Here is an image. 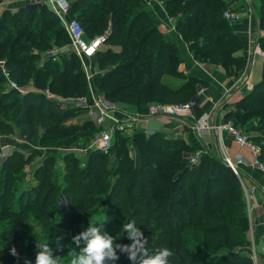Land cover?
<instances>
[{
    "label": "trees",
    "instance_id": "1",
    "mask_svg": "<svg viewBox=\"0 0 264 264\" xmlns=\"http://www.w3.org/2000/svg\"><path fill=\"white\" fill-rule=\"evenodd\" d=\"M99 1L75 0L69 8V14L73 15L72 18L80 20L78 21L86 38L101 34L110 17L117 30L112 32L107 40L124 41L123 55L129 57V64L124 65L119 72L104 74L98 89L109 97L111 89L101 90L103 85L111 83L112 79L122 74H127L129 80L123 87L130 91L127 98L129 103L140 105L147 101L191 100L196 94L197 83L201 81L198 78L185 75L189 78L174 87L161 84L158 80V73L161 72L177 77L183 75V72L178 70L181 57L177 46L162 37L155 28L153 14L145 1L110 0L108 4ZM162 5L169 17L173 18L179 13L184 15L178 16L175 26L185 39L208 30L204 42L189 47L195 59L220 63L226 69L234 68L235 72L241 68L242 57L233 54L241 48V41L233 33L231 23L223 17L227 2L163 0ZM81 7L83 10L75 14V10ZM82 11L88 14L82 15ZM126 12L131 13L130 18L124 16L123 13ZM16 15L29 20L38 18L37 20L45 23L54 18L63 33L62 39L68 40L58 19L46 6L40 9L33 7L28 13L19 10ZM123 19H127V22L122 21ZM259 21L263 29L264 23L260 17ZM145 24L149 26L146 27ZM222 36L229 37L230 41L221 44L219 38ZM16 41L18 37L8 41L6 45L0 44V54L5 56L9 53L5 61L8 74L20 83L25 79L23 69L26 64L23 58L12 53L24 47V44H18ZM258 42L264 50V36L259 37ZM130 43L132 49L128 47ZM105 56L110 55L105 53ZM72 81L71 79L69 82ZM237 104L243 107L244 111L226 112L223 119L232 121L246 134L252 133L248 138L260 146L259 158L264 163V66L260 81L255 83ZM8 111L14 113L13 122L6 114ZM75 112V108H62L40 93L20 94L12 87L0 95V132L12 133L17 130L20 138L30 144H38L48 141L46 139L67 138L77 133L95 131L94 123L90 120L59 127L54 123L55 119L72 116ZM1 113L4 116H1ZM255 120L258 121L257 124L253 123ZM40 129L45 132L44 138L40 137ZM174 136L171 138L159 132L146 135L141 131H116L109 152L94 150L88 160L89 169L71 176L68 193L83 206L97 202L91 195L98 191L99 201L109 204L113 211L110 216L112 220L136 222L148 240L149 254L162 247L173 251L170 264H209L204 255L200 256L205 252L212 255L211 264H253L246 251V246L249 245L246 232L249 224L244 192L237 178L239 175L212 154H202L196 163L188 164L184 158L185 154L194 148L189 146L181 135ZM133 149L138 151L137 158L130 155ZM21 163L22 161L10 160L5 164L2 183L10 184ZM27 203L22 206L19 202L17 206L25 208ZM235 203L237 206H233ZM238 207L242 210L240 215H236L234 210ZM19 211L12 210L13 214H21L23 209L20 208ZM72 215L62 218L67 231L72 225ZM213 220L222 222L215 224ZM96 223L99 227L100 222ZM102 223H106L103 229L115 238L116 244L132 243L126 233L121 231L122 228L119 231L116 228L114 232L112 224L107 221ZM75 227L80 233L78 224ZM230 243L243 245L245 250L212 254L213 249L224 248ZM190 244L191 246L187 247ZM117 255L119 259L114 264H130L126 254L121 253L119 249Z\"/></svg>",
    "mask_w": 264,
    "mask_h": 264
},
{
    "label": "rangeland",
    "instance_id": "2",
    "mask_svg": "<svg viewBox=\"0 0 264 264\" xmlns=\"http://www.w3.org/2000/svg\"><path fill=\"white\" fill-rule=\"evenodd\" d=\"M58 1L65 9L61 14L62 19L53 11L50 0H0V44L4 43L6 45L11 39L18 37L16 43H22L24 47L12 53L23 58L26 64L23 69L25 79L17 83L9 76V70L5 63L9 57V53H6L5 56L0 54V74L2 75V78H0V95L13 87L20 94L25 92L40 93L62 108H75L76 112L72 116L54 120V123L58 127L80 124L88 120V114L92 110L93 101L97 99V96L105 97L120 108H128L130 105L127 98L130 91L123 87L124 83H127L129 80L127 74H122L112 79L111 83L103 85V89L101 90L106 91L111 89L109 97H106L104 91L98 89V85L102 82L104 74H109L112 71L119 72L124 65L129 64V57L123 55L125 49L124 41L107 40L109 35L117 30L110 17L107 27L102 32L107 34L105 42L94 57L84 60L83 63L69 47L68 40L62 39L64 37L63 33L60 31L58 23L54 18L50 19V22L45 23L37 20L38 18L29 20L16 15L19 10L28 13L33 7L40 9L46 6L53 12L64 29L62 20L65 22L72 19L79 20L78 18H72L73 15L70 16L69 14V8L75 0ZM151 1L154 5L158 6L157 9L154 7H149V9L153 14L154 26L162 34V37L172 42L174 37H180L188 48L191 45H200L205 41V35L208 34V30H204L198 36L185 39L175 26L178 16L183 17L184 15L179 13L175 17L173 16L170 22L167 20L169 16L162 5L163 0ZM224 1L227 2L228 8L232 7V0ZM251 1H253L252 4ZM99 2L108 4L110 0H100ZM249 3L252 5V8L254 6L257 16L264 23V0H250ZM249 3L247 4L249 5ZM82 7L84 8V6ZM82 7L75 10V14L80 12L79 10H83ZM161 10L164 11L162 15H159L158 11ZM83 14L86 16L88 12L82 11ZM123 14L127 18L131 16V13L126 12ZM122 21L127 22V19H123ZM145 26L147 27L149 24H145ZM219 40L221 44L225 41H230L227 36H222ZM62 47H64V51L61 49ZM128 47L132 49L131 43ZM105 53H109L110 56L106 57ZM133 70L134 68L131 71ZM179 71L183 72L182 70ZM158 74V80L161 84H172V87L184 83L189 78L185 76L184 72L183 75L178 77L169 75L166 72ZM71 79L73 81L69 82ZM12 82L15 83V86L12 85ZM239 99L227 104L225 106L226 112H243V107L237 104ZM6 114L13 122V111H8ZM1 116L4 115L1 113ZM93 123L95 131L77 133L67 138L46 139L48 141H44L43 143L38 142V144H30L28 142L27 145L24 143L21 146H15L17 137L20 138L17 130H14L12 133L0 132V264H25L26 261L35 264L36 241L49 242V246L53 249V255L61 256L63 264H70L72 255L70 250L76 248L72 242V237L79 234L77 232L78 229L75 227L76 224H78L81 232L87 229L89 223H102L103 221H107L110 225L112 224L114 232L116 228L118 231L122 228L124 221H114L110 218L113 211L109 207V204L99 201L98 196L100 193L98 191L91 195V198H94L97 202L93 205L83 206L79 205L71 194L68 193L71 176L89 169L87 167L88 160L90 154L95 150L92 146H89V143L101 129L108 126V122H104V124ZM253 123L257 124L258 121L255 120ZM45 136V132L40 129V137L44 138ZM168 136L171 138L175 137L174 134H168ZM217 152L212 155L218 157L223 162L219 146ZM202 154L194 149L186 153L184 158L188 164H193L199 160ZM130 155L137 158L138 151L133 149ZM47 159L49 161H46ZM10 160L22 161V163L17 172L13 174V179L8 185L7 183H2V178L4 177L5 164ZM238 175L241 179L243 178L239 169ZM239 177L237 178L240 182ZM19 202H21L22 206L24 203H27L28 207H20L23 209L22 213L13 214L12 210L18 212L20 209L17 206ZM234 205L237 206L236 203ZM234 210H236V215L242 214V210H239V207L237 209L234 208ZM252 212L251 223L253 224ZM246 213L249 224L247 204ZM69 214H73L71 216L72 219H70L72 225L67 231V227H64L65 224L63 225L64 221L62 218H66ZM76 214L77 216H75ZM213 222L218 224L222 221L213 220ZM50 223H54L55 225L51 226ZM105 226L106 223H104L103 227ZM248 230L249 225L246 231L247 236ZM117 234L115 233V235ZM56 237H62L60 241L64 246L62 251H57ZM191 244L187 247H190ZM228 245L221 249H213L212 254L218 255L226 251L236 252L238 250H245V246L243 245L235 243ZM13 248L16 249V256L12 255L11 250ZM76 250L78 251V249ZM246 251L248 252V249ZM205 254L200 256L204 255L207 259L206 262L211 264L213 262L211 259L212 255L206 252ZM130 264H132L131 261Z\"/></svg>",
    "mask_w": 264,
    "mask_h": 264
},
{
    "label": "crops",
    "instance_id": "3",
    "mask_svg": "<svg viewBox=\"0 0 264 264\" xmlns=\"http://www.w3.org/2000/svg\"><path fill=\"white\" fill-rule=\"evenodd\" d=\"M144 1L148 7L157 9L158 6L154 5L151 0ZM246 2L249 3L250 0H232L231 2L232 8L239 12V19L231 23V28L241 41V48L233 53L234 56L242 57L243 64L241 68L235 72L234 68L226 69L220 63L199 61L194 58L193 53L180 37H174L173 43L177 46L181 57L178 69L182 70L186 75L194 76L201 80L197 83V91L192 98L194 103L191 110L192 118L186 116L170 119L146 118L138 123V127L141 130L151 129L167 135H181L189 146L203 154L218 153V146L219 148L222 146L228 154H241L247 162L250 161L251 155L247 148L238 145L228 132L222 131L219 140L215 133L211 132L208 135L200 136L192 128L193 120L203 117H206L209 124H217L224 121L225 106L248 93L255 83L261 79L264 52L259 45L258 39L264 36V31L254 6L253 8L251 7L253 1L249 5ZM163 11H158L159 15H162ZM169 85L173 86L172 84ZM150 102L154 101H147L140 105L129 103L128 109L143 112L146 105ZM247 134L248 136L252 135L251 132ZM6 141L9 142L8 140ZM24 143L27 145L28 142L17 137L15 146H21ZM239 170L243 177L242 180L247 185L258 186L262 183V173L248 163L239 166ZM255 201L256 207L252 212L254 243L258 255V264H264V203L261 195H256Z\"/></svg>",
    "mask_w": 264,
    "mask_h": 264
},
{
    "label": "built area",
    "instance_id": "4",
    "mask_svg": "<svg viewBox=\"0 0 264 264\" xmlns=\"http://www.w3.org/2000/svg\"><path fill=\"white\" fill-rule=\"evenodd\" d=\"M53 11L62 19L61 14L65 9L60 5L58 0H50ZM223 17L229 22L233 23L239 19V12L233 10L232 7H227L223 11ZM168 21H172V17L167 18ZM63 21V26L68 37L69 47L77 54L79 59L84 63L99 51L102 44L105 42L107 37L106 33L98 34L92 38H86L80 23L76 20ZM62 47L61 49H63ZM64 51V49H63ZM15 86V83L12 82ZM92 104V110L89 112L87 119L98 123L104 124L108 122V126L101 129L89 143L95 150L102 153H108L112 146L113 134L116 131L120 132H133L139 131L138 123L146 118H177V117H191L192 118V106L193 99L186 102H150L146 105L143 112L132 111L128 108H120L115 103L108 101L105 97L97 96ZM194 124L192 128L197 132L198 135H208L211 132L215 133L217 138L220 140L222 131L228 132L234 141L250 152L251 159L249 162L241 154H228L225 150L220 147L223 162L230 167L234 173L238 175L239 166L248 163L253 168L259 170L262 173V183L258 186L247 185L241 177L240 184L242 186L245 201L247 204V210L249 215V230L248 240L249 245L247 246L248 255L252 259L253 264H258L257 252L254 245V230L253 224L251 223V212L256 207L255 197L261 195V199L264 203V163L260 160V146L254 143L248 138V135L244 133L240 128L236 127L232 121L227 120L217 124H209L206 117L193 120ZM146 135L155 133V130L143 129ZM264 224V216H263Z\"/></svg>",
    "mask_w": 264,
    "mask_h": 264
},
{
    "label": "clouds",
    "instance_id": "5",
    "mask_svg": "<svg viewBox=\"0 0 264 264\" xmlns=\"http://www.w3.org/2000/svg\"><path fill=\"white\" fill-rule=\"evenodd\" d=\"M96 224L89 223L86 230L72 237L76 248L70 250L72 253L70 264H109V262L114 264L119 259L117 249L126 254L132 264H170V258L174 255L173 251L162 247L149 254L148 240L134 220L124 223L121 229L132 241L131 244H116L115 238L103 229L104 223H99V227ZM61 239L62 237L55 238L57 251L63 250ZM35 247L37 250L35 264H63L61 256L53 255L49 242L36 241ZM11 251L13 256L17 255L15 248ZM25 264H31V262L26 261Z\"/></svg>",
    "mask_w": 264,
    "mask_h": 264
}]
</instances>
